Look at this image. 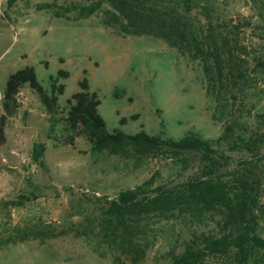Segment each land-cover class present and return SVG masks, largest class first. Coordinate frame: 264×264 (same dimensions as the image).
<instances>
[{"label":"rangeland","instance_id":"374dc122","mask_svg":"<svg viewBox=\"0 0 264 264\" xmlns=\"http://www.w3.org/2000/svg\"><path fill=\"white\" fill-rule=\"evenodd\" d=\"M201 5L204 9L193 8L192 20L204 30L208 20L213 27L238 25L244 18L251 23L240 25L248 76L237 87L216 83L209 93L200 58L155 36L119 32L107 22V2L0 0V114L10 73L32 66L50 93L49 77L61 68L69 72L60 81L65 89L52 131L38 94L27 84L20 92L22 106L6 128L7 142L0 148V264H130L103 240L108 201L145 181L152 187L174 185L195 170L193 156L189 164L164 154L123 158L94 152L83 135L72 133L63 116L83 69L101 100L98 111L107 130L134 133L143 126L149 134L174 139L192 133L234 161L248 153L239 139L261 131L256 115L264 111V81L253 61L264 51V0H201ZM132 114L138 119L119 126L120 117ZM227 124L234 132L217 142ZM69 135L73 144L63 143ZM37 142L46 145L43 166L31 158ZM216 221L210 214L150 217L141 264H168L170 252H180L187 238Z\"/></svg>","mask_w":264,"mask_h":264},{"label":"trees","instance_id":"16d2710c","mask_svg":"<svg viewBox=\"0 0 264 264\" xmlns=\"http://www.w3.org/2000/svg\"><path fill=\"white\" fill-rule=\"evenodd\" d=\"M99 1L110 5L107 22L119 32L155 36L183 55L200 58L209 93L216 83L230 89L247 79L244 58L249 54L248 46L239 42L241 27L251 26L246 18L238 25L217 27L208 20L204 30L202 26H194L192 20L193 8L204 9L201 0ZM253 61L264 81V51L254 56ZM44 66L47 67V62ZM86 73L83 69L77 91L66 99L63 120L72 133L86 138L92 151L136 159L164 154L186 164L190 156L197 159L194 172L181 182L152 187L145 181L112 197L101 224L104 242L130 264H141L146 256L144 240L148 234L146 221L150 217L210 214L217 218L215 226L193 233L182 244L180 252H170L168 264H264V111L256 115L261 131L247 140L239 139L240 149L248 153L234 161L220 148L192 133L174 139L149 134L143 126L134 133L107 130L98 111L101 100L90 89ZM68 77V71L59 69L49 77L51 92L47 93L32 66L19 68L7 76L1 97L0 148L7 142L6 128L22 106V87L27 84L38 94L52 131L60 113L58 97L65 89L60 81ZM138 117V114L120 117L118 124L125 125ZM233 132L234 125H225L217 142L228 140ZM71 135L62 142L73 144ZM45 147L43 142L32 144L31 158L41 166Z\"/></svg>","mask_w":264,"mask_h":264}]
</instances>
